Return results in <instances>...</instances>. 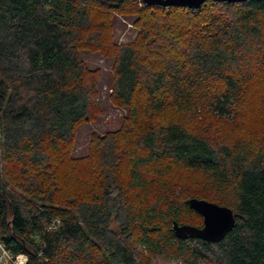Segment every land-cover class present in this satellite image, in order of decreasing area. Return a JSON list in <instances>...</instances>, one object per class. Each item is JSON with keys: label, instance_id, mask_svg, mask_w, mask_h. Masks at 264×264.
I'll return each mask as SVG.
<instances>
[{"label": "trees", "instance_id": "16d2710c", "mask_svg": "<svg viewBox=\"0 0 264 264\" xmlns=\"http://www.w3.org/2000/svg\"><path fill=\"white\" fill-rule=\"evenodd\" d=\"M139 1L0 0V242L26 264H264V129L220 142L177 117L240 116L264 65V0ZM113 13L135 16L132 41H113ZM90 49L114 58L111 98L127 113L73 158L99 111ZM176 169L200 174L204 193ZM192 197L232 208L234 228L177 237L174 221L203 219Z\"/></svg>", "mask_w": 264, "mask_h": 264}, {"label": "rangeland", "instance_id": "374dc122", "mask_svg": "<svg viewBox=\"0 0 264 264\" xmlns=\"http://www.w3.org/2000/svg\"><path fill=\"white\" fill-rule=\"evenodd\" d=\"M141 1V0H140ZM139 5H142V1ZM113 41L117 43L132 41L139 27L135 24L134 15L121 13L112 14ZM82 55L88 69L95 75L96 102L99 111L94 120L82 123L77 130V136L71 156L78 158L86 156L89 152L90 141L94 133L103 135L107 131H113L122 126L127 110L118 106L111 98L112 83L114 79L113 66L114 58L107 57L101 51L84 50ZM255 79L251 86L249 95L240 107V116L217 118L207 113L192 116H177L191 128L202 130L209 134L215 141L231 142L239 138H246L252 134L260 133L264 129V65L256 66ZM177 115L171 113L170 116ZM179 184L184 183L191 188L193 193H204L203 178L200 174L185 170L176 169L173 172ZM203 218V217H202ZM187 222L195 225L203 223V219L196 215H187ZM114 223L113 227L116 228ZM0 264H3L0 262ZM143 264H188L183 257H172V255H151L144 254ZM205 264V263H202Z\"/></svg>", "mask_w": 264, "mask_h": 264}, {"label": "water", "instance_id": "95a60500", "mask_svg": "<svg viewBox=\"0 0 264 264\" xmlns=\"http://www.w3.org/2000/svg\"><path fill=\"white\" fill-rule=\"evenodd\" d=\"M208 0H143L146 5L163 7L200 8ZM227 3L244 2L246 0H211ZM188 205L203 217V225L180 224L174 221L172 230L179 238L196 237L205 241L217 242L236 225L237 214L228 206L215 202L192 197L187 200Z\"/></svg>", "mask_w": 264, "mask_h": 264}, {"label": "built area", "instance_id": "2783aa9c", "mask_svg": "<svg viewBox=\"0 0 264 264\" xmlns=\"http://www.w3.org/2000/svg\"><path fill=\"white\" fill-rule=\"evenodd\" d=\"M0 262L3 264H26L27 256L24 254H20L16 257L13 256L12 253L6 249L5 245L0 242Z\"/></svg>", "mask_w": 264, "mask_h": 264}]
</instances>
